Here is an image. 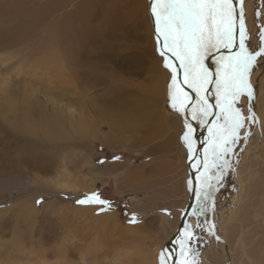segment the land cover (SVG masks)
Instances as JSON below:
<instances>
[{"label": "rangeland", "instance_id": "374dc122", "mask_svg": "<svg viewBox=\"0 0 264 264\" xmlns=\"http://www.w3.org/2000/svg\"><path fill=\"white\" fill-rule=\"evenodd\" d=\"M243 5L247 39L255 44L251 48H256L264 32V0H244ZM158 47L149 0H0V124L54 158L48 173L35 170L19 176V184H11L0 195V264H161L164 241L173 234L180 217L175 218L173 226L161 227L163 240L155 241L153 227L143 223L152 218L148 215L130 222L125 199L120 196L121 179L125 184L132 183L137 170L140 184L156 180L153 172L164 156L154 151L137 152L131 141L141 130L162 133L168 128L177 134V156L181 151L177 163L185 183V204L189 197V156L181 137L184 121H193L169 104L171 71L164 67ZM257 59L260 64L264 61ZM259 63L249 77L254 105L244 97L239 101L245 112L252 108L255 113V121L246 125L247 139L233 145L227 157L230 166L207 171L196 166L201 175L198 193L207 195L199 201V215H192L197 209L195 200L187 216V224L193 226L196 235L191 243L192 255L186 253L181 261H249L247 251L256 242L250 238V214L243 210L249 200L245 197L247 178L242 177L261 165L257 155L263 138L257 134V117L264 105L257 100L263 93L264 77L251 80ZM97 74L104 80H96ZM151 82L155 91L149 86ZM119 86L124 89V104L131 99L130 103H135L134 97L141 94L143 98L149 89L145 101H157L153 110L158 117L157 131L144 127L120 134L118 127L115 129L127 108L126 104L119 106L120 101L114 98ZM9 97H26L32 103L34 117L50 114L59 119L58 123L49 128L34 123V127L28 124L26 129H12L2 106ZM109 98L114 104L107 119L98 114L96 106ZM111 118L118 123L111 126ZM197 128L199 131L200 126ZM1 134L0 152H4L8 144ZM206 135L208 138L207 130L205 141ZM10 154L14 156L12 151ZM250 159L253 163L246 164ZM63 176L77 179L80 187H55L53 182ZM93 194L107 203L75 201L78 195L90 198ZM147 195L150 199L149 191L142 190V199ZM239 212L243 214L239 216ZM255 214L260 222L261 211ZM198 221L200 227H195ZM258 226L255 237L261 238L264 230Z\"/></svg>", "mask_w": 264, "mask_h": 264}, {"label": "snow or ice", "instance_id": "6c2138e0", "mask_svg": "<svg viewBox=\"0 0 264 264\" xmlns=\"http://www.w3.org/2000/svg\"><path fill=\"white\" fill-rule=\"evenodd\" d=\"M243 4L244 0H151L149 5L158 52L164 67L171 71L169 104L195 122L184 121L181 137L189 158H194L197 151L194 147L197 126L205 127L209 133L203 156L196 165L205 171L230 166L227 157L233 145L247 139V122L255 121L252 108L245 112L239 101L244 97L254 105V87L249 77L259 62L257 58L264 60V32L260 33L261 43L251 48ZM236 48L239 50L233 52ZM217 55L213 69L210 61ZM190 191L197 201L192 215L198 216L199 201L207 193H197L194 188ZM96 201L101 205L107 203L95 194L77 202ZM195 227H200L199 221ZM182 231L179 256L173 258V264H190L180 257L192 254L195 229L186 224ZM160 260L166 264L167 258L161 254Z\"/></svg>", "mask_w": 264, "mask_h": 264}, {"label": "bare ground", "instance_id": "6f19581e", "mask_svg": "<svg viewBox=\"0 0 264 264\" xmlns=\"http://www.w3.org/2000/svg\"><path fill=\"white\" fill-rule=\"evenodd\" d=\"M149 5H150V0H149ZM243 7H244V5H243ZM237 9H239V5H237ZM109 18H111V17H109ZM151 19H153V18L151 17ZM108 25L110 26V20L108 21L107 26ZM152 27L154 30L153 20H152ZM116 29H118V28H116ZM154 36H155V38H157L155 30H154ZM238 38H239V34H238V25H237V40H238ZM251 44H254V43H251ZM238 50H239L238 48L233 49V52L238 51ZM218 58H219V55H217L212 61H210L213 69L215 67V59H218ZM259 60H260V58H259ZM263 65H264V61L262 62V64L259 63L257 69L254 71V74L252 76V79H251L252 81L259 79L258 78L259 76H261L262 78L264 77V68L262 69ZM98 79L104 80V77L102 75H100V76L98 75V78L96 80H98ZM92 80H94V79H92ZM151 84H152V82L150 83L149 86L152 89L154 86H151ZM118 88H119V91L121 93L116 91V94H115L116 96L114 98L115 99L117 98L118 102L120 101L119 106L126 104L127 108L124 109L126 111V113L123 111V113H125L126 115L121 113V117L119 120L120 123L118 124V126L114 125L115 129L118 127V132L120 134L124 133L125 131L130 132V130H132V129H134L135 131L140 130V128L143 129L144 127H145V129H147V127H148V130H150L151 132L157 131L159 128L158 117H156L155 111H153L154 110V104L157 101L155 99H154L155 101H153V103L152 102L149 103V102L145 101V100H147V97H148L147 95H148L149 89H147V91H146L147 95L146 96L144 95L143 98L141 97V94H137L136 97H134L135 103H130L132 100L131 99V100L126 101V103L124 104L121 101V99H125V96L122 93V92H124V89L120 86ZM128 90H130V89H128ZM152 90L155 91L156 89H152ZM260 92L261 93L263 92V93L262 94L260 93L261 95L257 101L262 106V105H264V88H262ZM125 94H127V93H125ZM209 95L211 96V93H209ZM110 100H111V98L104 99L102 101V106H96L97 109L99 110L98 114L99 113H102V115L104 114V117H106L107 119L110 116L109 113H111V112H109V109L111 108V105L114 104ZM212 102L214 103V100ZM141 104H143V105H141ZM2 106L4 109V118H5L6 122H8V126L10 125V127L12 129L20 130V129H23L26 126H28V124L29 125L31 124V126L34 127V125H35L34 123L41 125V127L39 126V128H46L49 125L58 123V121H59L58 118L55 119L56 117H52V116L49 117L50 114L47 115L43 112H42L43 113L42 115L39 114L38 116L34 117L33 113L30 110V108H32V103L28 102L26 100V97H24L20 100L16 99V98L9 97L3 101ZM120 111L121 110H119V112ZM127 115H128V117H127ZM259 116L260 117H257V118L259 119L258 124L260 127V132L259 133L257 132V134L259 137H262L263 139H261V141H260L262 143V146H260V149L258 150L257 160L261 161L260 162L261 165L258 164L259 166L256 170H253L249 174H246L242 177V178H244V177L247 178L246 179L247 180V186L245 188V192H246L245 197H248V200H249V201H247L248 203L244 205L243 210L250 214L251 218L248 220V224L251 227L250 238L252 239L253 242H256L253 245L252 249H248V251H247L248 256H249V261L247 264H264V232L260 235L261 238L255 237V235L258 233V229H257V227H259L258 225H260L262 227V229L264 230V227H263L264 225H262V224H264V107L262 108V112L261 111L259 112ZM108 121H109L111 126H112V124L116 123V119L111 118ZM201 128L203 129L205 127H200L199 132H200ZM9 131L10 130L7 131L6 129H4L3 125L0 124V133H2L1 137H4L6 143L8 144L5 151L0 152V181H4L1 184L2 187H0L1 188L0 189V195L7 192L11 188V184H14V185L16 183L19 184L18 180H17L19 176L20 177L22 175L27 176L30 174V172H33L35 170H39V171H43L44 173H48V169H50L54 164V163H52L54 158L50 153H48L47 151H43L40 148L35 147L34 144H32L31 142H29L25 139H22V138L16 136L15 134L13 135L11 133L12 130L10 132ZM12 132H14V131H12ZM205 133H206V128H205ZM256 137H257V135H256ZM206 138H207V135H206ZM204 142H205L204 137L202 139H199L198 141L195 139L194 147L197 149L195 157L194 158H188L189 160L187 161V163L190 161L189 165L187 164L188 172H189V168H190L195 173V179H196L195 191L197 193L199 191L197 189V183H198V179L201 175L199 173L200 170L198 171L196 169V165H197V162L199 160H201V157L203 156L204 150L206 148V144ZM11 151L13 152L14 156H12L10 154ZM252 163H253V160L250 159L247 161L246 164H252ZM206 175H207V173H206ZM66 176H68V175H66ZM66 176H63L60 179H56L53 182V185L55 187L60 188V189H70V188L80 187L81 184L78 185V181H76L77 179H73L70 176L69 177H66ZM189 177H190V172H189ZM81 187H83V185ZM191 188H192V184H190L189 189H191ZM190 193H191V191H189V197H190ZM189 197L187 199V202L189 200ZM252 197H254V199ZM195 200L196 199L194 198V203H195ZM194 203H193V205H194ZM183 211H184V209H183ZM258 211H261L260 218H259L260 222H258V216L255 214ZM242 214H243L242 212H239V216H241ZM107 216L114 218V216L112 214H107ZM188 220L186 218L184 226L187 224ZM254 220H257V221L254 222ZM178 223H179V221H178ZM178 223L176 224V226L173 230L174 231L173 234L176 231ZM173 234H171L168 237L167 241L170 239V237ZM181 236H183L182 230L178 233V235L174 239V243L176 245V250H174L171 247L167 248L164 245V253H165V256H166L167 261H168V263L166 262L167 264H171V260L174 256L175 257L179 256L178 244L180 241H182L180 238ZM193 261H192V263H193Z\"/></svg>", "mask_w": 264, "mask_h": 264}, {"label": "crops", "instance_id": "0c3cea01", "mask_svg": "<svg viewBox=\"0 0 264 264\" xmlns=\"http://www.w3.org/2000/svg\"><path fill=\"white\" fill-rule=\"evenodd\" d=\"M170 129L166 128L162 133L160 131L147 133L140 131L141 134L134 137L131 145L138 151H154L164 156L159 161L158 167L153 173H156V180H151L147 183H139L138 170L133 175L132 183H124L121 179L120 196L125 199L127 214L131 217L130 222L136 221L139 217L147 218L148 215L152 218L151 221H144L145 226L153 227L152 236L155 241H162L161 236L163 228L174 225L175 218L181 217L186 204L183 202L185 183L184 179L179 174L180 161L178 156L181 151L175 152L178 149V144L174 142L177 134L170 133ZM152 171V170H151ZM130 186V187H128ZM142 190L144 193L149 191L150 199L141 197ZM184 203V204H183ZM182 207V208H180ZM157 219V220H156ZM167 239L164 241V243Z\"/></svg>", "mask_w": 264, "mask_h": 264}, {"label": "water", "instance_id": "95a60500", "mask_svg": "<svg viewBox=\"0 0 264 264\" xmlns=\"http://www.w3.org/2000/svg\"><path fill=\"white\" fill-rule=\"evenodd\" d=\"M153 20V19H152ZM198 128H197V131H196V140L198 141L199 139H202L205 135V128L201 129L200 132L198 133ZM190 161L188 162V165H189ZM200 169V168H199ZM189 172H190V180L192 181V188H196V179H195V173L189 168ZM194 195H193V192L191 191L190 193V197H189V200L185 206V209L180 217V220H179V223H178V226L176 228V231L175 233L170 237V239L165 243V247L169 248H173L174 250H176V245L174 243V239L175 237L178 235V233L183 229L184 227V224H185V220L187 218V216L189 215L192 207H193V203H194ZM175 257V256H174ZM173 257V258H174ZM173 258L171 260V264H173Z\"/></svg>", "mask_w": 264, "mask_h": 264}, {"label": "trees", "instance_id": "16d2710c", "mask_svg": "<svg viewBox=\"0 0 264 264\" xmlns=\"http://www.w3.org/2000/svg\"><path fill=\"white\" fill-rule=\"evenodd\" d=\"M85 198H88V197H83L82 195H78L76 198H75V201H79V200H83ZM128 215V214H127Z\"/></svg>", "mask_w": 264, "mask_h": 264}]
</instances>
